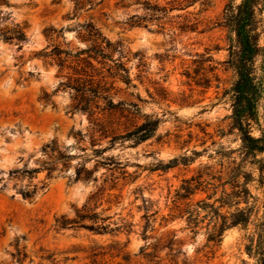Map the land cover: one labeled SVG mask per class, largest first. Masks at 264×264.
Wrapping results in <instances>:
<instances>
[{
    "label": "rangeland",
    "instance_id": "374dc122",
    "mask_svg": "<svg viewBox=\"0 0 264 264\" xmlns=\"http://www.w3.org/2000/svg\"><path fill=\"white\" fill-rule=\"evenodd\" d=\"M137 1L178 8L148 28H132L128 20L145 14ZM187 1L194 0H106L74 19L72 0L0 5L10 13L1 27L24 26L28 38L21 49L0 39V264H264V153H247L232 118L238 49L234 36L218 26L226 5L242 0H210L206 8L197 2L180 10ZM87 21L129 52L124 61L136 85L116 83L114 104L125 105L95 109L105 134L76 108L82 100L60 87L67 71L37 55L49 44V27L63 28L66 42L82 47L73 28ZM186 26L194 30H182ZM146 116L159 121L150 139L118 141L97 156L113 136L133 130ZM251 126L254 137H264V99ZM53 141L71 158L67 168L57 161L63 171L48 177L46 167L58 154L43 148ZM106 159L117 166L105 165ZM81 167L93 171L92 180H75ZM33 169H39L33 180L22 176ZM199 172L207 180L216 177L211 183L217 192L194 196L200 207L194 225L177 217L173 201L183 181ZM233 176L245 192L221 208V183ZM113 177L117 186L109 190ZM32 185L39 190L25 200L21 193ZM97 192L90 207L112 232L56 228L57 218H74ZM239 209L249 221L232 226ZM213 233L217 241L209 242Z\"/></svg>",
    "mask_w": 264,
    "mask_h": 264
},
{
    "label": "trees",
    "instance_id": "16d2710c",
    "mask_svg": "<svg viewBox=\"0 0 264 264\" xmlns=\"http://www.w3.org/2000/svg\"><path fill=\"white\" fill-rule=\"evenodd\" d=\"M72 1L74 3L72 18L74 19L80 12L93 10L106 0ZM137 2L142 5L145 14L141 17L135 15L128 20L129 26L132 28H148L149 23L155 20H163L170 11L178 8L168 9L167 7H160L152 5L150 1ZM197 2L205 8L209 7L210 4V0H194L187 1L183 7L180 5L179 8L182 10ZM0 5L11 6L9 0H0ZM9 19L10 13H4L0 10V39L7 43L16 44L21 49L28 41L25 27L19 24L1 27ZM218 26L227 29L234 36L236 48L238 49L234 63L237 80L232 87L234 97L232 118L241 134L245 150L247 153L256 156L258 153H264V137H254L251 131V121L257 119L259 104L264 99V46L261 43L264 35V0H242L237 5L234 3L227 4ZM182 30L194 29L186 26ZM73 31H75L78 42L83 45L82 47H76L71 42H66L63 28L49 27L44 30V35L49 44L37 55L51 65H56L60 71H67L65 76L67 81L61 82L60 87L63 90L73 92L77 98L82 100V105L76 108L88 114L91 117V122L97 124L99 119L95 117V109L106 111L125 105L124 101L114 104L111 91L115 88L116 83H122L127 88H136L131 78L130 68L124 61L129 52L126 51L120 42H113L108 39L91 21L79 23L73 28ZM141 66H144V64H141ZM45 96L47 100H50L48 93H45ZM158 124V120L146 116L143 123L124 135L113 136L107 148L97 150L95 153L97 156L102 155L107 149L113 148L118 141H134L136 144L147 141L157 131ZM97 126L100 127L101 132L106 133V127L103 123H99ZM43 152L51 155L58 154L54 163L46 167L48 177H52L57 171L59 173L63 171V169L58 168L57 161L65 162L63 163V168L68 167L66 162L71 156L63 152L56 141L47 144L43 148ZM106 161L107 163L104 164L107 166H117L112 159H106ZM38 171L39 169L26 170L22 176L33 180L34 175ZM207 176L211 178L207 180L208 178H205V174L199 172L197 176L183 181L180 189L176 191L175 200L173 201V209H177L179 212L177 217L183 218L186 216L188 222L194 225L197 223L199 202H193L194 196L200 192L207 193L210 189L217 192V187L214 183H211V180L216 179V177ZM92 178L93 171L81 167L76 172L75 180L90 181ZM237 179L238 177L233 176L230 178V182L221 183L223 195L217 199L221 208L230 205L233 201L232 198H240L241 194L245 192V190H240L242 186ZM93 181L96 182L97 179L95 178ZM112 182L114 185L109 190L116 188L117 178L113 177ZM228 184L237 190L227 193L226 186ZM4 188L5 185L0 186V190ZM102 189L103 191L106 190ZM102 189L99 191H102ZM38 190L39 187L37 185H32V188L24 190L21 194L25 200H32ZM97 197L98 192L90 197L82 209L76 210L74 218L70 219L65 215L57 218L56 228L58 230L85 228L96 234L112 232L113 230L108 225H105V220L90 207L91 201H95ZM237 204L239 203H235V205ZM232 216L233 219L230 223L232 226L249 221V217L244 210L239 209ZM173 218L176 217L173 216ZM227 222V218H225L221 230L224 231L227 228ZM214 234H211L209 242L217 241ZM171 244H173L172 240Z\"/></svg>",
    "mask_w": 264,
    "mask_h": 264
}]
</instances>
